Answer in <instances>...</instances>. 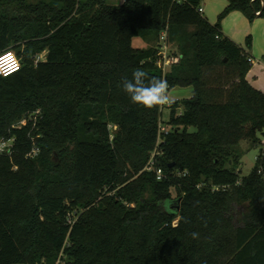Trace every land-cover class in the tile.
I'll use <instances>...</instances> for the list:
<instances>
[{
    "label": "trees",
    "instance_id": "obj_1",
    "mask_svg": "<svg viewBox=\"0 0 264 264\" xmlns=\"http://www.w3.org/2000/svg\"><path fill=\"white\" fill-rule=\"evenodd\" d=\"M201 1L14 0L0 15V54L21 63L0 75V264H264V92ZM233 10L264 18L261 0ZM163 31L180 55L165 72ZM138 67L193 87L167 133L163 108L120 87ZM241 141L261 145L242 177Z\"/></svg>",
    "mask_w": 264,
    "mask_h": 264
},
{
    "label": "rangeland",
    "instance_id": "obj_2",
    "mask_svg": "<svg viewBox=\"0 0 264 264\" xmlns=\"http://www.w3.org/2000/svg\"><path fill=\"white\" fill-rule=\"evenodd\" d=\"M28 3H37L39 1L45 0H24ZM111 5H116L121 3V0H106ZM228 4V0H202L201 6L203 7V16L207 20L215 24L220 23L221 31L224 36L228 37L234 41L237 45L245 49L251 60H261L264 62V55H259V57L253 55L252 51L259 53L260 40L256 30V23L250 20L243 12L239 10H233L223 15L225 7ZM17 3L14 0H2L0 4V15L10 14L13 11V7H16ZM250 40V45L247 44V39ZM133 46L136 48H143L146 46L140 38L133 39ZM44 53L40 55L39 58H44ZM251 69V68H250ZM249 69V70H250ZM249 72V71H248ZM173 100H182L192 96L193 87L192 86H175L169 88ZM163 125L166 126V122L169 118L168 107H163L162 116ZM240 148L243 150L240 161V177L249 174L253 168L256 157L260 153L261 145H250L247 141L240 142Z\"/></svg>",
    "mask_w": 264,
    "mask_h": 264
},
{
    "label": "clouds",
    "instance_id": "obj_3",
    "mask_svg": "<svg viewBox=\"0 0 264 264\" xmlns=\"http://www.w3.org/2000/svg\"><path fill=\"white\" fill-rule=\"evenodd\" d=\"M120 87L133 104L145 109H161L173 102L167 80L150 76L140 67L133 70L131 78L124 77ZM198 235L192 233L194 239L198 238Z\"/></svg>",
    "mask_w": 264,
    "mask_h": 264
},
{
    "label": "built area",
    "instance_id": "obj_4",
    "mask_svg": "<svg viewBox=\"0 0 264 264\" xmlns=\"http://www.w3.org/2000/svg\"><path fill=\"white\" fill-rule=\"evenodd\" d=\"M198 11L203 13V7L200 6L198 8ZM156 55H157V65L158 67L165 72L168 67H170L173 64H176L180 60V55L174 50L173 44L170 43L167 39V31H163L160 35L158 46L156 47ZM11 57V59H6L7 57ZM21 66L20 60L18 56L13 51H5L0 54V75L2 76H8L11 75L19 70ZM168 107V106H167ZM39 111H36L34 115H38ZM25 119H23L18 124L20 125L23 123ZM160 133H167L168 128L164 126L162 123L159 126ZM161 139L159 138V141ZM11 146V140H4L0 139V153L9 151V148ZM37 148L34 147L32 151L29 153V156H33L36 154ZM156 152H153L147 168L150 169L154 162V155ZM157 178H162V171L161 169L156 170Z\"/></svg>",
    "mask_w": 264,
    "mask_h": 264
},
{
    "label": "crops",
    "instance_id": "obj_5",
    "mask_svg": "<svg viewBox=\"0 0 264 264\" xmlns=\"http://www.w3.org/2000/svg\"><path fill=\"white\" fill-rule=\"evenodd\" d=\"M124 0H121L123 2ZM204 13V10H203ZM253 22L256 23V30L260 40V49L259 53L252 51L253 55L259 57V55H264V18L257 16L253 19ZM251 69L247 73V80L250 84L256 89L264 92V62L261 60H251Z\"/></svg>",
    "mask_w": 264,
    "mask_h": 264
},
{
    "label": "water",
    "instance_id": "obj_6",
    "mask_svg": "<svg viewBox=\"0 0 264 264\" xmlns=\"http://www.w3.org/2000/svg\"><path fill=\"white\" fill-rule=\"evenodd\" d=\"M261 1H262L263 5H264V0H261ZM256 14L259 15V12H257Z\"/></svg>",
    "mask_w": 264,
    "mask_h": 264
},
{
    "label": "snow or ice",
    "instance_id": "obj_7",
    "mask_svg": "<svg viewBox=\"0 0 264 264\" xmlns=\"http://www.w3.org/2000/svg\"><path fill=\"white\" fill-rule=\"evenodd\" d=\"M6 59H11V57L9 56V57H7Z\"/></svg>",
    "mask_w": 264,
    "mask_h": 264
}]
</instances>
